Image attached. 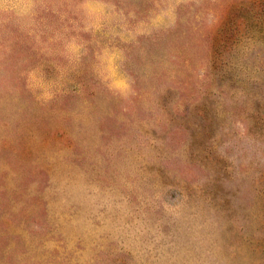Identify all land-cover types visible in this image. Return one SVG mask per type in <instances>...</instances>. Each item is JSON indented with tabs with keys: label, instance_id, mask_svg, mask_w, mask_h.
Wrapping results in <instances>:
<instances>
[{
	"label": "rangeland",
	"instance_id": "obj_1",
	"mask_svg": "<svg viewBox=\"0 0 264 264\" xmlns=\"http://www.w3.org/2000/svg\"><path fill=\"white\" fill-rule=\"evenodd\" d=\"M0 264H264V0H0Z\"/></svg>",
	"mask_w": 264,
	"mask_h": 264
}]
</instances>
